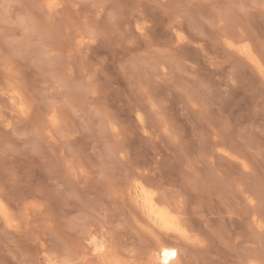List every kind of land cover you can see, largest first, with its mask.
Segmentation results:
<instances>
[{"label": "rangeland", "instance_id": "rangeland-1", "mask_svg": "<svg viewBox=\"0 0 264 264\" xmlns=\"http://www.w3.org/2000/svg\"><path fill=\"white\" fill-rule=\"evenodd\" d=\"M58 3L50 11L47 0H0V202L19 225L11 229L0 216V264H101L93 238L127 259L146 257L153 244L132 196L136 180L187 194L179 212L190 233L208 242L169 240L186 249L182 264L264 259L255 228L262 210L246 198L259 201L264 186V78L224 44L246 41L256 53L264 44L258 0ZM138 23L147 24V40ZM130 35L140 37L135 45L126 43ZM49 47L59 55L46 56ZM61 80L79 87L61 90ZM14 90L28 116L13 103ZM159 97L167 100L152 113ZM51 100L60 132L37 134ZM136 108L150 114L144 124ZM156 198L173 209L179 199Z\"/></svg>", "mask_w": 264, "mask_h": 264}, {"label": "snow or ice", "instance_id": "snow-or-ice-1", "mask_svg": "<svg viewBox=\"0 0 264 264\" xmlns=\"http://www.w3.org/2000/svg\"><path fill=\"white\" fill-rule=\"evenodd\" d=\"M47 8L51 11L55 8L61 7L62 5H60L58 3V0H47V4H46ZM156 7H161V5L157 4ZM243 7V6H241ZM254 7H258L261 11V14L264 15V0H258L257 4H254ZM179 23V19L174 20L171 24H169V28H173V25ZM224 24V20L223 18H221L220 20V26H223ZM147 24L145 25H141V24H137L136 25V32L141 33V35L144 37L145 40L148 39V34L145 31V29H147ZM213 27H215V25H213ZM194 32L197 35H204L203 32L200 31L199 28L194 29ZM121 35H125L124 33H121ZM177 39L180 42L183 43H189L190 41H187L185 36L181 33V32H177L176 33ZM209 36H211V33H209ZM140 39V37H137L135 35H130L127 36L126 39V43L128 45H135L137 43V41ZM89 43H95L96 42V33L92 32L91 33V39L88 41ZM224 44L227 48H234V45L231 41L225 39L224 40ZM201 45L199 42H196V47L199 48ZM241 54L243 55H247L249 61L251 63H253L259 70V74L261 77H264V44L261 45L260 49L257 51L256 55H253L252 50L249 48V46L247 44H243L240 48ZM45 54L48 57H57L59 55V53L56 51L55 47H49L45 49ZM259 56L260 60L258 61L256 59V57ZM129 63H133V61H129ZM122 68L127 71V67L122 65ZM164 71L166 72L167 69L165 68ZM158 79H163L161 77H157ZM90 80L92 79V77L89 78ZM262 88H264V82H262ZM57 87H59L61 90H64L65 88H67L69 91H72L74 88H78L79 86L76 85L74 83V81L71 80H61L58 81L57 83ZM89 92L93 95H95L94 90H92L91 88H89ZM140 92L143 93L145 96L149 95L150 93V89L148 88H141ZM167 98L166 97H159L158 98V103H151V101L149 100V103H151V107H152V113H156L159 112L163 106L164 103L166 102ZM13 103H15V101H13ZM62 103H64L65 107L71 109V111L74 114H78L76 113V110L74 108H72V105L69 103L68 98H65ZM50 104V112L51 115L47 116V122L44 125V129H41L39 127H37V129H35L36 133L39 134L40 131L46 130V134L51 136L54 134L53 130H56V132H60V120L57 119L56 113H55V105H56V101L55 100H51L49 101ZM159 104V107H158ZM193 107H195V105H193ZM19 112L22 115L28 116L29 112H30V108L25 107L23 104H21L19 106ZM150 114L145 112L143 109L140 108H136L134 109V116L135 119L139 120L140 124H144L145 123V119L146 117H148ZM34 122L39 123V116L34 118ZM112 132L117 134V137H119L120 135V130L113 126L112 127ZM145 136H148L149 133L148 131L144 132ZM119 152H123V149H119ZM224 155H228V153H224ZM122 158V157H121ZM262 159H264V154H262ZM243 163V162H241ZM244 169L245 171H248V166L245 164L244 165ZM83 174V172H82ZM103 178V177H101ZM152 187H155L153 185H150L149 188H145L144 185L136 182V188L138 190V195H137V200H142L143 203L145 204L146 207L151 208V215L155 216L156 219L154 220V223L156 224V226L160 229L161 232H167V233H176L177 236L182 239L184 241V243L186 245L192 246V247H200L203 248L205 247V244L208 242L207 238H201L200 236H197L195 234H190L189 231H185L184 228L180 227L179 224V211L182 210L183 208V203H184V197L187 195L186 193H184L183 191H179L177 192V190L175 188H166L164 186H159L156 187V190L153 191L151 190ZM169 193H173L176 196L179 197V199L176 201V215H173L172 212H170L167 208H157L154 200L157 196H160L163 199H168L169 198ZM247 198V202L248 204L252 207V208H256L257 203H259V206L262 210L261 212V217L260 220L255 224V228L258 229L259 232V236L261 239V243L262 245H264V186H262L261 191L259 193V201H257V199L253 196V197H246ZM30 207L35 208L36 205L32 204L30 205ZM5 209H4V204L3 202H0V215H4L5 219L7 220V216L5 214ZM253 219H255V217H253ZM9 228L13 227V224L11 222H8L7 225ZM147 231V229H146ZM152 237L153 241L159 242L160 240V235L158 233H149ZM91 243L95 244V239L93 238L92 241H90ZM169 247H171L172 249L175 250H165L163 252V256L165 257L163 264H168V260L169 258L173 259L174 264H182V259L178 258L179 252L180 251H184L186 249H177L176 245H170ZM105 251V249L101 248V247H97L96 248V253L97 254H102ZM63 264H74V262H69L67 260H65L63 262ZM93 264H97L96 261L93 262ZM247 264H264V259H261L260 261H256V260H249L247 261Z\"/></svg>", "mask_w": 264, "mask_h": 264}, {"label": "bare ground", "instance_id": "bare-ground-1", "mask_svg": "<svg viewBox=\"0 0 264 264\" xmlns=\"http://www.w3.org/2000/svg\"><path fill=\"white\" fill-rule=\"evenodd\" d=\"M233 40V39H232ZM234 45V48L237 50L240 54V48L243 44H247L249 46V48L252 50L253 55H256V52L254 51L252 45L246 41H242V43L240 45L236 44L235 42L231 41ZM248 62L249 59L247 57V55H243L241 54ZM260 57H256V59L259 61ZM251 63V62H250ZM254 68L259 72L258 68L251 63ZM264 78V77H263ZM15 91V90H14ZM12 100L15 101V105L19 110V106L21 104H23L25 107L26 104L23 101V97L22 95L18 92L15 91L13 96H12ZM136 182L144 185L142 182L136 180L133 184H132V196H134L135 201L137 202V204L139 205L140 210L142 211L145 219H146V224L147 222L149 223V226H143L142 231L144 232V234H146L148 236V238L152 241V248L149 249V252L147 253L146 257L141 258L139 260H131V259H127L124 256H122L120 253L114 251L112 249V246L109 244V242L105 239H99V238H94L95 239V244L91 243L93 245V252L98 256V258L102 261L101 264H163L165 257L163 256V252L165 250H175L172 249L171 247H169V240L174 239L177 241H182L184 242L182 239H180L176 233H167V232H161L160 229L156 226V224L154 223V220L156 219L155 216L151 215V208H148L145 206V204L143 203L142 200H137V195H138V190L136 188ZM145 188H148L146 185H144ZM159 200H157V198H155L154 203L156 205V207L159 208H167L170 212H172L173 215H176V211L173 208H170V206L166 207L163 206L161 204L158 203ZM4 209L5 214L7 216V220L5 219L4 215H0L2 217V219L5 221V223L8 225V222H11L13 224V227L11 229L17 230L19 228V225L16 224V221L14 219V217L11 215L10 211L8 210V208L4 205ZM179 224L180 227L184 228L185 231H189L187 225L185 224L182 215L179 212ZM144 223V222H143ZM144 225V224H143ZM148 225V224H147ZM142 227V224H141ZM147 229V231H146ZM158 233L160 235V240L159 242L153 241L152 237L149 233ZM191 234V233H190ZM93 240V239H92ZM91 240V241H92ZM177 249H180L179 245H176ZM97 247H101L103 249H105V251L102 254H97L96 253V248ZM181 257V251L179 252L178 258L180 259ZM168 264H174L173 259L169 258L168 260Z\"/></svg>", "mask_w": 264, "mask_h": 264}]
</instances>
